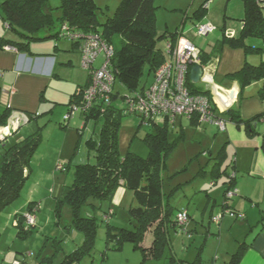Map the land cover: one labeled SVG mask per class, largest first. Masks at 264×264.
I'll use <instances>...</instances> for the list:
<instances>
[{"label":"rangeland","instance_id":"1","mask_svg":"<svg viewBox=\"0 0 264 264\" xmlns=\"http://www.w3.org/2000/svg\"><path fill=\"white\" fill-rule=\"evenodd\" d=\"M2 1L0 0V4ZM49 1L54 7L53 14L57 20L62 16L61 0ZM95 2L99 7L97 18L103 22L109 15L115 13L120 0ZM155 2L158 32L156 46L165 56L169 54L167 36L176 30H184L186 36L197 46L213 52L224 39L223 32L230 36L233 35V31L240 34L242 29L245 7L241 0H155ZM204 6L207 7L205 18L216 29L209 35L201 36L197 34L194 21L196 13ZM58 27L59 25L56 29ZM44 33L47 31L41 32ZM1 36L21 37L18 32L6 26L0 6ZM252 39L256 37L249 40L252 45L257 46ZM61 40L68 39L59 41ZM69 53L73 62L62 65L58 63L56 71L60 76L53 77L44 96L46 101L41 109L42 115L21 127L25 132L24 138L41 128L42 142L32 158L31 175L20 195L0 212V264H13L15 260H20L22 264H205L210 258H217L218 254L220 258L214 260L217 264H225L229 253L237 249V245L228 253L229 244L235 239L236 234L231 229L220 233L219 224L211 219L212 211L215 215L223 211L225 201L222 181L217 179L218 182L215 183L212 176V169L217 161L213 157L217 155L219 148L216 146L219 140L214 142L212 133L210 137L202 135L200 130L203 128H197L187 116H178L176 123L170 122L167 125L169 140L172 143L175 141L176 144L169 153L163 170V190L174 216L180 210H188L190 216L187 230L190 235L186 231L171 229L170 244L158 258L149 257L144 260L141 249L135 248L131 241H125L121 249H108L106 246L108 223L113 231L117 230L116 227L135 229L137 225L129 210L131 205L137 204L134 193L121 185L111 199L90 198L81 205V215L95 218L96 227L90 250L83 254L79 253L80 255L75 253L83 247L86 234L84 229L73 222L72 205L65 201L58 211V200L64 185L73 182L76 165L97 163L95 145L100 140L103 121L86 118L77 110L69 120L65 119L70 109L68 103L72 91L78 83H85L88 74V69L82 66L80 52L78 50L64 52L61 56L68 57ZM102 57L101 54L95 65L103 62ZM219 58L220 60L215 62L217 69L212 72L213 82L214 86L225 89L229 86L226 71L239 69L244 64L245 50L224 45ZM153 75V72L148 74L146 67L141 82L149 85L154 79ZM205 85L204 82L195 83L196 87ZM114 91H120L121 95L129 93L118 79L115 81ZM2 103L5 104L3 98L0 99V106ZM117 104L125 106L120 96ZM140 120L141 117L136 113H127L122 117L118 130L121 156L132 151L142 157H148L150 150L144 138L147 133H154L155 127L148 123L140 124ZM211 128L215 133L219 132L217 128ZM32 200L37 204L36 225L31 226L26 236H21L18 234L15 213L26 215L29 202ZM232 201L228 199V202ZM257 210L259 211V208ZM225 216L233 218L232 225L237 224V221H244L247 231L249 230L250 226L245 218L234 220L235 217L228 213H225ZM25 227L27 224L24 223ZM260 227L261 225H256L253 231L249 232L248 239H251ZM244 235L243 233L241 240ZM66 260L70 262L66 263Z\"/></svg>","mask_w":264,"mask_h":264},{"label":"trees","instance_id":"2","mask_svg":"<svg viewBox=\"0 0 264 264\" xmlns=\"http://www.w3.org/2000/svg\"><path fill=\"white\" fill-rule=\"evenodd\" d=\"M241 1L244 4L245 12L240 34L227 36L223 32L224 39L219 42L215 50L208 52L201 49L200 57L203 63L213 62L215 64L220 60L219 53L223 50L224 45L243 48L246 54L244 64L239 69L226 73V77L232 81H238L242 87H245L255 80H264V60L254 64L247 59L249 54L262 53L264 50L249 42V39L253 37L264 38V9L258 0ZM0 6L6 26L18 32L23 38L19 40L1 36L0 47L10 45L19 51L32 53L30 43L33 40L51 37L71 40L70 37L61 35L64 24L82 33L98 32L105 42L114 46V55L109 68L115 81L118 79L129 90V93L121 95L120 91L113 90L108 103L101 99L87 111H81L86 118L103 121L100 140L95 145L98 156L97 163L87 162L76 165L74 180L72 183L64 185L57 209L60 211L61 205L65 201L72 205L73 222L84 229L86 234L83 247L75 253L83 254L89 251L93 245L96 222L92 216L81 215V205L90 198L111 199L119 186H125L133 191L137 201V204L131 205L129 209L137 225L135 229L116 227L117 230L113 231L108 223L106 246L108 249H121L125 241H131L135 248L141 249L144 260L149 257H160L165 247L170 244L171 229L181 230L163 190V170L166 167L167 157L176 142L172 143L169 140L168 124L154 123L150 124L154 125L155 132L147 133L144 138L150 150L148 157H142L132 151L121 156L118 142V130L122 117L130 113L125 103L126 98L135 97V94L148 88L154 79L149 85L141 82L145 68L147 67L148 74L151 72L154 74V71L167 57L156 46L158 32L155 0H120L115 13L109 15L103 22L97 18L99 7L95 0H61L62 16L57 20L54 18V7L49 0H3ZM206 9L207 7L204 6L196 13L195 26L197 23L205 21ZM58 25L59 27L56 29ZM45 30L47 33L41 34ZM180 34H183L182 29L171 33L170 36H167L168 42H176ZM71 41L74 48H79L77 40ZM97 66L94 65V67ZM90 78L91 69H88L87 83L76 89L71 96L69 105L74 102L81 103ZM1 90L0 85V93ZM194 91L210 95L209 89L204 87L195 86ZM119 96L124 100V107L117 104ZM260 96L264 99V86L260 91ZM11 110L12 108L7 106L0 113V125L7 121ZM32 115L30 114L31 118H34L35 116ZM138 115L142 117V115ZM221 115L238 124L244 121L248 125L250 122V120L242 119L239 110L233 106L221 112ZM190 121L199 125L195 117L190 118ZM143 123L144 120L141 118L140 124ZM41 142L42 135L41 128H39L19 142L10 146H6V144L2 146L0 212L20 195L31 175V161ZM227 182L224 191L225 201L226 192L231 186H234L233 178L230 177ZM33 202L36 203V201L29 202L28 211L37 206ZM223 205L229 206L228 203ZM16 221L18 234L26 236L31 226L27 225L24 228V223L27 224L25 214H16ZM261 222L262 220L259 223ZM253 238H246L239 242L237 249L231 254L226 264H239L246 250L252 245ZM68 262L70 260H66V263Z\"/></svg>","mask_w":264,"mask_h":264},{"label":"crops","instance_id":"3","mask_svg":"<svg viewBox=\"0 0 264 264\" xmlns=\"http://www.w3.org/2000/svg\"><path fill=\"white\" fill-rule=\"evenodd\" d=\"M204 20L208 21L206 18ZM182 33L186 35L184 30H182ZM237 34L238 33L233 31V35ZM10 38L23 39L22 37L14 36ZM60 39L64 38L33 40L30 43V50L32 53L22 52L13 47H5L8 45L0 47V85L2 88L0 99L3 98L5 104H7L5 105L2 103L0 106V113L9 106L14 110H22L28 114H34L37 117L42 115L41 109H43L42 106L46 101L44 100V96L50 87L53 77L60 76L56 71L58 69V63L62 65L73 62L70 53L68 57L61 56L62 53L77 50L80 52L79 48H74L72 41H59ZM251 41H254L258 44L257 46L264 49V38H256ZM247 59L254 64L261 62L264 60V50L262 53L249 54ZM241 64L243 63L241 62ZM237 69L238 68L227 70L226 73ZM87 78L84 84L78 83L75 86V89L70 95V99L79 86L87 83ZM227 79L229 86L225 89L219 88L218 86L213 87L214 90L219 93V95H217L218 93L216 94V102L224 108L221 99L217 97L223 98L224 96L227 99V95H229L232 97L231 106L239 110L242 119L250 120V122L248 125L244 121L238 124L236 121L223 116L227 119L226 128L223 130L210 123L196 125L197 128H203V130H200L202 135L204 134L210 137L212 133L213 141L219 140L218 146H216V148H219L217 155L213 157L217 159L212 169L213 181H215V183H217L218 180L222 181L225 191L226 182L231 177L234 180V185L238 189L237 193L231 198L233 200L232 202H223L225 205L228 203L229 206L223 205V211L216 213V215L213 214L212 211L211 219L213 216L224 214L222 220L218 223L220 226L219 232L223 233V231L228 229L235 232V239L229 244L228 253L230 250H233L236 245L238 247L239 242L248 238V236H250L248 235L249 232L253 231L256 225H261L258 231L253 235V243L246 250L239 264H264V119L261 118L264 113V99L260 96V91L264 86V80H255L249 85L242 87L238 81ZM10 116L11 113L7 121L0 125V129H3L7 124ZM36 116L34 118H37ZM22 125L23 123L6 136L2 146L4 144L10 146L24 139L25 132L21 129ZM211 127L217 128L219 132L215 133V130ZM1 150L2 147L0 149V164L3 160V151L1 152ZM211 153H213V151H211ZM34 205L37 204L35 203ZM258 208L259 211L257 210ZM227 209H233L243 213L245 220H247L250 226L249 230L247 231L244 221H237V224L232 225L233 218L225 216V213H228ZM15 214H18V212ZM235 219L236 217L234 220ZM260 220H262L261 223H259ZM246 231L247 233H245ZM243 233L245 235L241 240ZM234 251L229 253V258ZM218 258H220L219 254L217 258H210L205 264H217L215 260Z\"/></svg>","mask_w":264,"mask_h":264},{"label":"built area","instance_id":"4","mask_svg":"<svg viewBox=\"0 0 264 264\" xmlns=\"http://www.w3.org/2000/svg\"><path fill=\"white\" fill-rule=\"evenodd\" d=\"M264 9V0H258ZM197 34L201 36L209 35L214 32L216 27L209 21H201L196 24ZM62 36L70 37L71 40H77L81 51L82 66L91 69V78L89 84L84 90L81 103L70 105L69 112L65 119L69 120L71 115L77 111H87L98 100L108 103L110 95L114 90L115 78L109 68L111 58L114 55V46L105 42L100 33H82L64 24L61 29ZM233 34V33H232ZM169 54L164 62L154 71V81L143 90L135 94V97L129 96L125 103L130 113L142 115L144 123H154L164 125L170 122L175 123L178 116L195 117L198 124L210 123L216 125L219 129L226 128L227 119L221 115L225 109L231 106L232 97L227 95L223 98L224 108L216 102L214 90V80L212 72L216 71V65L213 62L203 63L200 57L201 48L197 46L189 37L184 34L178 36L176 42H169ZM7 48L11 46H5ZM103 55V62L94 67L95 61L100 55ZM194 65H200L203 73L199 82H204L205 89H209L210 95L200 91H194L195 82L191 79L190 73ZM219 95V93L217 94ZM215 105V106H214ZM261 118L264 119V113ZM30 121V116L25 112L15 110L11 113L8 123L0 129V149L6 136L13 129L18 128L22 123ZM238 189L231 186L226 192V200L231 199ZM25 215L27 225H36V208ZM227 212L236 218H244V214L233 209H227ZM224 214L213 216V220L220 223ZM180 229L187 230L189 213L188 210H180L176 214ZM190 235V233H189ZM13 264H22L20 260H15Z\"/></svg>","mask_w":264,"mask_h":264},{"label":"water","instance_id":"5","mask_svg":"<svg viewBox=\"0 0 264 264\" xmlns=\"http://www.w3.org/2000/svg\"><path fill=\"white\" fill-rule=\"evenodd\" d=\"M203 73V70H202V67L200 65H194L191 69V73H190V76H191V79L197 83L200 81V77Z\"/></svg>","mask_w":264,"mask_h":264},{"label":"clouds","instance_id":"6","mask_svg":"<svg viewBox=\"0 0 264 264\" xmlns=\"http://www.w3.org/2000/svg\"><path fill=\"white\" fill-rule=\"evenodd\" d=\"M13 48H14V47H13ZM230 107H231V106H230ZM228 108H229V107H228ZM228 108H227V109H228ZM13 110H14V109H12V112H13ZM225 110H226V109H225ZM225 110H224V111H225ZM14 111H15V110H14ZM18 111H22V110H18ZM12 112H11V113H12ZM22 112H25V111H22ZM25 113L28 114L27 112H25ZM28 115L30 116V114H28ZM32 116H36V115L33 114ZM31 119H32V118H31V116H30V120H31ZM7 123H8V122H7ZM234 186H235V185H234Z\"/></svg>","mask_w":264,"mask_h":264},{"label":"bare ground","instance_id":"7","mask_svg":"<svg viewBox=\"0 0 264 264\" xmlns=\"http://www.w3.org/2000/svg\"><path fill=\"white\" fill-rule=\"evenodd\" d=\"M233 94V93H232ZM224 95V94H223ZM217 98H219V99H221V102L223 103V98H225L224 96H223V98L222 97H217ZM224 104V103H223Z\"/></svg>","mask_w":264,"mask_h":264}]
</instances>
